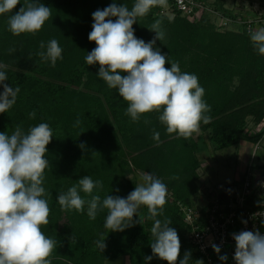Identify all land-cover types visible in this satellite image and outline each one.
Returning <instances> with one entry per match:
<instances>
[{"label": "trees", "instance_id": "trees-1", "mask_svg": "<svg viewBox=\"0 0 264 264\" xmlns=\"http://www.w3.org/2000/svg\"><path fill=\"white\" fill-rule=\"evenodd\" d=\"M39 2L51 9V16L36 34L14 36L8 30V16L16 14L24 0L11 13L0 15V64L6 66L0 71H5L8 78L3 83L20 88L16 103L0 113V132L11 135L20 126L27 133L39 123H48L52 129L45 153L49 166L42 185L50 207L49 224L42 226V231L56 241L52 264H108L121 258L128 259L129 264H167L152 253L154 238L150 230L154 221L147 219L146 207L140 215L143 223L138 222L140 216H135L132 226L113 232L104 227L106 209L98 210L93 220L87 215V203L81 213L63 211L57 201L60 192H66L84 176L103 182L102 189L93 190L101 200L108 195L126 198L137 185L127 178L137 172L151 173L167 186V203L163 215L156 219L167 217L172 221L170 227L177 231L181 243L179 259L190 252V264H194L195 250L188 241L179 204L198 206L201 201L198 132L188 139L168 134L157 112L133 122L125 115L127 102L118 90L110 89L98 77L99 65H87L85 60L96 47L88 39L94 23L92 14L113 3L131 9L135 0ZM172 2L166 0V5ZM261 4L264 10V0ZM162 8L155 6L139 17L133 25L134 35L150 42L154 32L150 26L156 19L162 21L165 38L156 40L155 46L161 47L159 51L168 59L166 67L179 62L181 72L195 74L205 90L203 99L211 108L207 113L211 121L201 123L199 131L211 133L212 142L221 150L242 142L257 144L263 134L251 132L264 119V55L252 45L246 27L243 35L219 34L212 26L191 23L180 13L161 15ZM214 9L224 18H233L223 6ZM111 19L115 21L116 17ZM53 38L61 46L63 57L55 67L37 55L40 42L47 44ZM33 111L35 118L30 119ZM154 132L160 134L158 142L153 139ZM80 195L86 201L91 199L82 191ZM63 218L66 222L61 226ZM101 234L106 237L103 252L95 246ZM148 256L152 257L150 261L146 260Z\"/></svg>", "mask_w": 264, "mask_h": 264}, {"label": "clouds", "instance_id": "clouds-1", "mask_svg": "<svg viewBox=\"0 0 264 264\" xmlns=\"http://www.w3.org/2000/svg\"><path fill=\"white\" fill-rule=\"evenodd\" d=\"M19 3L20 0H0V15L11 13ZM164 5L166 0H135L131 9L113 3L103 10H96L92 14L94 23L88 35L96 47L87 53L85 60L87 65H99L98 77L110 89L118 90L127 102L125 115L133 122L157 112L168 134L175 133L188 139L199 131L201 123L206 125L211 121L207 115L211 108L203 99L205 90L195 74L181 72L179 62L166 67L168 59L154 48L156 40L165 38L160 19L149 28L156 33L152 41L146 43L134 35L133 25L137 19L147 15L153 7ZM50 16L51 9L39 0H24L23 7L8 16V30L14 36L36 34ZM112 17H116L115 21ZM249 37L258 53L264 55V27L250 31ZM40 49L37 55L53 67L58 59L63 58L62 48L55 38L47 44L41 41ZM4 67L0 64V68ZM7 79L5 71H0V84H3L0 113L12 108L20 92L19 87L13 89L4 84ZM35 115L33 111L29 118H35ZM144 122L148 123L147 120ZM79 123L77 120L76 124ZM52 137L48 123H39L27 133L20 126L11 135L0 132V264H52L50 257L56 241L42 231V226L49 224L50 215L42 185L49 166L45 153ZM153 139L159 141V132H154ZM142 180L143 183L136 185L126 198L108 195L101 200L99 195H93V190L102 189L103 182L84 176L66 192H60L57 201L61 210L81 213L87 203V215L93 220L98 210L106 209L104 227L113 232L132 226L133 217L142 206L146 207L147 219L154 221L150 230L154 238L151 243L153 255L167 264H190V252L179 259L181 243L177 231L170 227L172 221L167 217L156 219L163 215L167 186L151 173H144ZM81 191L91 199H83ZM143 220L144 217L140 216L138 222L143 223ZM233 238L235 264H264V235L259 231H242L233 234ZM105 239L101 234L95 241L96 248L102 252L106 248ZM71 240L76 242L74 236ZM212 247L217 254L220 253V247L215 244ZM219 258L227 260L226 255ZM151 259V256L146 257V260ZM194 264H203V261L196 260Z\"/></svg>", "mask_w": 264, "mask_h": 264}, {"label": "built area", "instance_id": "built-area-1", "mask_svg": "<svg viewBox=\"0 0 264 264\" xmlns=\"http://www.w3.org/2000/svg\"><path fill=\"white\" fill-rule=\"evenodd\" d=\"M161 7V15L170 17L180 13L185 17L196 18L209 12L206 2L198 0H173L172 4ZM262 16L263 13L259 18L252 19L250 15L241 13L240 19L249 33L264 26ZM221 20L220 28L230 22L229 18L221 17ZM251 133L263 134V137L253 145L250 163L240 180L224 186L214 182L205 189L198 206L179 204L188 228V241L195 250V261L202 260L203 264H235L233 234L259 231L264 235V171L259 173L254 165L263 150L264 119ZM213 244L220 247L219 254L214 251ZM222 255L227 256L226 261L220 260Z\"/></svg>", "mask_w": 264, "mask_h": 264}, {"label": "rangeland", "instance_id": "rangeland-1", "mask_svg": "<svg viewBox=\"0 0 264 264\" xmlns=\"http://www.w3.org/2000/svg\"><path fill=\"white\" fill-rule=\"evenodd\" d=\"M207 8L209 12L204 13L196 18L186 17L191 23L204 22V24L212 26L213 29L219 34H230V35H243L245 31V23L240 19V13H246L251 16L252 19L259 18L260 14L264 13L262 10L263 5L261 0H206ZM215 6H223L229 10L233 18H229L230 22L226 27L220 28L222 25L221 17L214 9ZM220 16V17H219ZM259 22V21H258ZM260 24V23H259ZM260 26V25H259ZM217 29V30H216ZM246 29V28H245ZM248 33V30L246 29ZM156 33L153 32L149 40L155 37ZM155 49L161 48L155 46ZM238 85V81L235 82ZM251 123V119L248 120V124ZM198 136L201 141V148L198 153V159L200 161V180L198 181L202 194L205 189L211 187L216 182L219 186L228 185L237 182L241 178L244 165H249L250 162V145L244 144L243 142L235 146L218 149L212 142L211 133H201L198 131ZM247 147V148H246ZM262 154L255 160V164H264V142L262 143ZM246 148V152H245ZM127 180L136 181L137 185L143 183L142 175L140 173H134L130 175ZM126 183V180H124ZM200 205V202H197ZM143 206L140 208L136 217L141 215ZM135 217V216H134ZM66 222L65 218L60 222L61 226ZM108 264H129V260L125 258L118 259L115 263Z\"/></svg>", "mask_w": 264, "mask_h": 264}, {"label": "crops", "instance_id": "crops-1", "mask_svg": "<svg viewBox=\"0 0 264 264\" xmlns=\"http://www.w3.org/2000/svg\"><path fill=\"white\" fill-rule=\"evenodd\" d=\"M263 142H264V139H263L262 143H263ZM244 144L250 145V151H251V154H252L253 145L250 144V143H244ZM246 148H247V147H246ZM246 148H245V152L247 151ZM250 159H251V156H250ZM249 163H250V162H249ZM254 165H255V167H256L255 170L258 171L259 173H261V172L264 171V169L261 168L262 166H264V164H257V165H256V164L254 163ZM244 166H245V167H243L244 170L242 171L241 178H242V176H243V174H244V172H245V169H246L247 165H244ZM241 178H240V179H241Z\"/></svg>", "mask_w": 264, "mask_h": 264}]
</instances>
